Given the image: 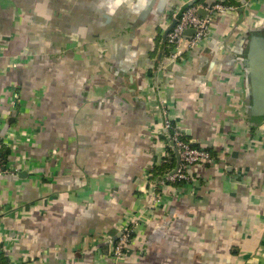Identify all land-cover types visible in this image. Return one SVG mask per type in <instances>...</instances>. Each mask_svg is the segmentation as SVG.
<instances>
[{
	"label": "crops",
	"instance_id": "crops-1",
	"mask_svg": "<svg viewBox=\"0 0 264 264\" xmlns=\"http://www.w3.org/2000/svg\"><path fill=\"white\" fill-rule=\"evenodd\" d=\"M187 1L0 0V264H264V0H196L233 8L172 62ZM168 116L192 182L156 173Z\"/></svg>",
	"mask_w": 264,
	"mask_h": 264
},
{
	"label": "built area",
	"instance_id": "built-area-1",
	"mask_svg": "<svg viewBox=\"0 0 264 264\" xmlns=\"http://www.w3.org/2000/svg\"><path fill=\"white\" fill-rule=\"evenodd\" d=\"M189 1L177 6L172 11V18L176 22L167 33V42L172 48L168 59L172 62H177L178 59L182 58L185 51L198 48L207 40L211 33L215 14L233 8L232 5L218 1L207 7V13L202 15L199 12L200 5L192 3L185 6ZM191 28L194 29V32L189 35L187 30ZM184 41H187V44L184 45ZM164 126L171 140V146L178 151L180 158L177 167L167 172L160 180V183L178 180L192 182L195 179L192 167L213 163L215 162V157L207 147L201 144H192V140L186 139L184 137L185 130L175 119L169 116L166 117ZM138 223L139 221L136 218L130 221L127 220L124 224L122 223L121 235L112 250L114 258L125 255L126 249L132 242V235Z\"/></svg>",
	"mask_w": 264,
	"mask_h": 264
},
{
	"label": "trees",
	"instance_id": "trees-1",
	"mask_svg": "<svg viewBox=\"0 0 264 264\" xmlns=\"http://www.w3.org/2000/svg\"><path fill=\"white\" fill-rule=\"evenodd\" d=\"M169 50H170V48H168V50L166 49V52H168L169 53ZM169 137V136H168ZM184 137L186 138V139H189V140H191L190 139V137L188 136V134H186L185 133V135H184ZM170 139V138H169ZM170 142H171V140H170ZM192 144H195V145H197L198 143L197 142H192ZM171 148H172V146H171ZM173 149V148H172ZM174 150V149H173ZM173 150H171V154H170V156L169 157H167L166 159H165V162H164V164H162L161 166H158L157 167V175L158 176H160V178L162 177V176H164L167 172H169L170 170H172V168L174 167V164H175V160H176V158H175V153H174V151ZM1 162H0V168H3L4 167V162L6 161V160H8V158H9V150L8 149H5L3 152H2V156H1ZM3 163V164H2ZM175 182H177V181H175Z\"/></svg>",
	"mask_w": 264,
	"mask_h": 264
},
{
	"label": "water",
	"instance_id": "water-1",
	"mask_svg": "<svg viewBox=\"0 0 264 264\" xmlns=\"http://www.w3.org/2000/svg\"><path fill=\"white\" fill-rule=\"evenodd\" d=\"M196 0H191V1H189L187 4H185V6H188L189 4H192V3H194ZM199 12L202 14V15H205V10L203 9V8H199ZM175 22H176V20H174L173 21V23L171 24V26L166 30V35H167V33L169 32V30L173 27V25L175 24ZM187 32L189 33V32H194V29L193 28H191V29H188L187 30ZM212 53H213V51L211 50V49H209V48H206L205 50H204V52L202 53V55H201V57H200V68L202 67H204L205 66V64H206V62H207V60L210 58V56L212 55ZM176 152H177V155H178V158H180L179 157V153H178V151L176 150Z\"/></svg>",
	"mask_w": 264,
	"mask_h": 264
}]
</instances>
